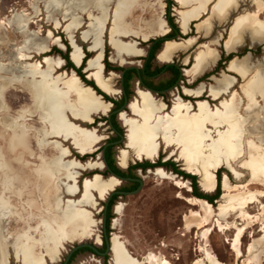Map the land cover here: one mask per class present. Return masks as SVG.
Listing matches in <instances>:
<instances>
[{
	"label": "bare ground",
	"instance_id": "obj_1",
	"mask_svg": "<svg viewBox=\"0 0 264 264\" xmlns=\"http://www.w3.org/2000/svg\"><path fill=\"white\" fill-rule=\"evenodd\" d=\"M77 1L69 0L70 3L65 13V15H72L73 24L78 23L80 12H86L90 20L95 19L93 15L96 12V18L99 24L101 20L108 17V3L111 0H87L84 3H77ZM211 1L176 0L181 9H183L182 7L186 8L178 13L181 17L180 24L183 32H186L190 20L198 18L206 10L208 3ZM234 1L216 0L212 7L211 15L196 25L197 33L208 36L212 29L213 17L223 20L227 12L234 7ZM160 2L161 0H157L156 2H150V0H115L113 21L108 32V42L110 47L118 55L116 57H110V62L123 64L119 56L120 53L126 56H135L141 53L136 48L135 43L123 44L118 41V36L124 34L125 31H129L134 37L142 38L143 40L167 32L165 22L161 18L162 7ZM255 3L257 9L251 15L252 18H237L235 25L230 29L226 48L230 49L238 42L240 32L244 29L245 24L249 26V23H251L253 35L256 36L257 40H264V25L256 19L264 13V6L260 5L258 0H255ZM144 15L149 19L145 20L143 18ZM97 26L94 27L96 28ZM54 27L58 28L59 23H55ZM92 28L91 25L89 32L84 35V38L91 37L93 39L91 50L96 54L95 57L93 56L87 61L85 66L90 72L87 78L93 80L97 87L104 93H111V79L102 77L100 72L102 58L99 34L98 31L95 33L94 28L93 30ZM26 35L23 36L26 37ZM194 45L195 39L193 38L185 41H166L158 54V59L160 61H168L176 52L180 50L185 51ZM70 46L72 47L70 60L78 66L84 56L76 43H71ZM215 53L214 50L204 46L203 51H199L196 54L192 67L185 71L186 76L194 77L200 75L208 64L210 65L215 62ZM248 61V58L242 62L233 60L228 65V70L237 74L242 79L249 75L250 69L255 72L252 81L247 77L245 79L246 81H244L245 83L240 84L241 92L246 95L248 102L247 107L244 109L245 117H241L242 114H240L241 112L239 110L241 100L236 92L232 93L229 101H226L227 103H221L220 108L214 111L210 110L209 104L206 101H198L196 104L197 112L189 114L187 110L188 104L179 100L180 102L173 106L171 115L157 116L160 106L154 104L150 95L144 93V91L140 92L142 107L139 109L135 104L130 106L131 112L138 115L141 118V122H129L124 119V123L127 126V143L134 148L138 158L144 157L150 161L157 159L159 157V152L157 153L158 138L168 147L171 144L177 145L180 148L179 159L183 162V171L189 175L198 177V185L205 194H211L216 189L215 172L220 167L217 165L219 160H232L233 165L239 162L238 168L247 171L249 179L244 184L235 185L231 188L223 187L224 192L221 197L231 196L234 201L228 206L218 204L216 207L220 217L231 214L235 220L241 218L244 221L240 226L236 221L232 224V227L236 230V235L232 240L231 249L236 255L241 254L239 248L240 239L243 238L247 230L252 229L256 224L252 217L246 215L245 210L250 205L258 202L260 204L259 214L264 219V203H260V200L264 199V130L258 131L257 129L259 128L256 127L254 129L257 133H261V135L251 133L250 114L257 106L254 105L255 102L250 104L248 97V92L251 90V102L257 95L264 102V56L257 61L254 68L248 65ZM109 74L112 75L115 73L110 72ZM21 78L22 76L20 75L15 78H7L4 81L0 80L1 263H4V260H6L4 250L5 238L9 242L14 243L17 246V252H19L24 242L32 243L34 241V238L30 237V234L34 235V237L41 236V220L45 219L49 221V213L56 214L54 209L58 205V167H60L62 173L64 172V167L59 165L56 159L58 148L56 150L55 146L46 144L47 135L58 139L71 138V144L81 154H84L86 150L93 146V142L86 135L80 136L76 135L77 133L73 135L72 129L61 115L64 102H67L68 105L66 108L72 117L88 119L87 111L81 112L80 105L81 101L84 100V91H88V97L92 98V94L94 93L90 87H84L81 82L75 81L69 86L70 93L65 96L58 90L50 92L48 89V86L51 84L50 80L40 82L33 89L30 88L29 83H25ZM233 80L235 78L230 76H224L221 80H215L218 87H224V90H217V93L225 94L226 90L233 87ZM52 83L56 84L57 82L52 81ZM84 88L86 89L84 90ZM202 88L203 86L200 85L197 91L203 90ZM215 93L212 91L210 96ZM100 98L101 96L97 95V99ZM103 102L105 103H101L100 105L101 112H107L106 115L108 116L111 104L104 100ZM122 112L118 114L120 115ZM39 117L43 118L44 123L38 120ZM88 121L92 123L94 119ZM208 125H210V128L207 127ZM32 126L39 127L42 132H36ZM125 163L126 158L123 157L120 160V165L123 166ZM54 171L55 173H53ZM244 177L245 175L241 174L237 179L242 180ZM114 183L113 180L108 179L101 186L85 183L83 184V188L85 191L95 189L101 193L105 187H111ZM173 184L180 190L185 188L190 190V187L183 180L173 179ZM257 185L261 186L262 190L250 189L251 186ZM231 189L237 190L238 192L236 191L237 193L233 194L231 193ZM68 191H75V187H69ZM178 197L189 205L198 207V211L191 210L188 215H183V225H185L188 232L193 227V224L197 230H205L207 234H211L217 228L218 231L223 232L224 228L219 224L214 223L209 226L210 220L215 213V209H213L210 203L196 197H184L182 195ZM80 221L84 222L81 218ZM55 223L56 232L59 233V237L71 236V233L68 231V227H70L68 221L63 224L57 221ZM55 236H57V233L54 234ZM54 237L48 232L45 234V239L50 241V243L54 241ZM251 239L252 241L248 246L245 262L246 264H254L255 261H259L257 263L259 264L261 263V259L254 260L253 258H263L264 234L257 240H254V236L251 235ZM97 242L99 243V241ZM116 242L115 238L112 237L111 249L118 257L115 258L114 264H170L167 260H162L151 252L146 255L144 263H138L134 259L123 255ZM201 251L204 257L194 260L192 264H224L218 261L216 256L211 254L207 249L201 248ZM24 253V257L21 260L22 264H43L42 258L38 255L37 248H29V251L25 249Z\"/></svg>",
	"mask_w": 264,
	"mask_h": 264
},
{
	"label": "rangeland",
	"instance_id": "obj_2",
	"mask_svg": "<svg viewBox=\"0 0 264 264\" xmlns=\"http://www.w3.org/2000/svg\"><path fill=\"white\" fill-rule=\"evenodd\" d=\"M86 1L87 0H78L77 3H84ZM156 1L157 0H150V2ZM258 1L261 5L262 3L264 4V0ZM69 3V0H0V80L4 81L7 78H15L21 75V79H23L25 83H29L30 88L33 89L36 88V86L40 82L44 80H50L51 84L48 86L50 92L58 90L63 95L67 96L70 93L69 86L72 83H74L75 81H79L83 84L84 82H82L77 77V75L74 74V72H70V70L64 69V60L60 58L55 49L61 50L60 47H62V51L64 52L66 50L65 45L68 46V43H76L80 47V50L82 46L85 53L88 47V50L90 51V53L88 54H90V57L91 55L92 57H95V52H92L91 50V43H93V39L91 37L84 38V35L89 32L91 25L94 28V32L96 33L98 31L99 34L101 58H103V40L105 41L104 53L105 51L107 52L106 56L108 62H110V57H116L118 55L115 50H113V55L112 50L106 42L107 37L109 39L108 32L113 21L115 0H111L108 3V17L101 20L100 24L97 21L96 12L93 15L95 16L94 20H90L86 15V12H80V19L78 23L73 24L72 15H65ZM160 4L162 7L161 18L165 21V23H167V17H170L172 19V22L177 27H179L177 23V16L174 12V9L178 8L174 1L173 4L169 7V13H167L166 9V0H161ZM242 11H254V7L251 5L249 0H244L243 2H241L238 9L234 13L230 14L226 21L222 23L215 22L213 25V29L208 37H198V43L202 45L206 44V46L209 48L211 44L209 45L207 43H210L213 38L219 36L220 40L218 45H212V47L216 50L218 55L222 57V61L218 65V62L220 60H217V62L210 68L208 64V66H206L202 70L200 76L198 75V77L194 76L189 78L191 80H194L191 82L192 85H195L199 81L200 84H203L205 86V88H210V93H212V91L216 92L209 98H207V92L204 96L197 98L206 100L210 104V110L213 111L219 109L221 103H227L232 93L236 92L241 100L239 109L241 112L240 114H242L241 117H245L246 114L244 113V109L247 107L248 102L246 99V95L244 93L242 94L241 92L240 84L245 83L244 81H246L245 79H247V77L252 81L254 79L255 72L251 71L250 69L249 75L246 78L241 79L238 78L234 73L226 70V66L229 61L233 60V58L241 62L244 61V59L248 58V65L250 67L253 66L254 68V66H256L257 64V61L262 59V57L264 56V41L251 44V35L249 33H245L244 43L241 46L237 47L234 52L227 53L224 51L222 44L224 38L226 37V30L230 25V21L234 16H236L238 13H241ZM143 18H145V20L149 19L148 17H145V15ZM256 19L264 25V14ZM107 21H109L108 24ZM57 22L59 23V27L55 28L54 26ZM98 24L99 26H97ZM193 24L194 23L189 25V32L187 35L180 34L179 36L173 37L172 40L181 41V39L191 37L195 39L196 42L197 34L194 33L195 28L193 27ZM94 26L97 27L95 28ZM23 35H26V37H24ZM80 36L84 42L89 43H82L80 40ZM125 36L134 37L131 32L125 31L124 34L118 36V41L123 44H134L135 42L133 41H138V48L143 51V54L139 57L131 58L130 56H128L130 58L124 59V54L120 53L119 56L121 61L123 62V64L126 63L121 66V68H125L127 66H135L137 68H140V66L142 65V58L146 56L149 44L148 42H140L139 40L133 39L131 37L124 38ZM160 36H164V34L159 35V37ZM150 39L152 38H149L147 40ZM162 46L155 54V58L152 60L151 66H153L154 64L158 66L163 65V63L157 60V54L162 49ZM44 47L46 48L44 49ZM190 48L187 49L188 51L185 50V52H177L171 61L179 64V60L182 63L185 57H187V60L190 57L189 61L192 63V56L194 55L196 50L195 46L192 47V49ZM81 53L83 55L82 50ZM44 54L47 56H44ZM231 54L233 55V57L227 61L226 58ZM111 64L119 66V62H111ZM103 65L104 64L102 63L100 70L101 76L111 79L112 92L107 94L109 96H114L118 93V90L120 91V72L112 70L114 73H116V76L115 74H107V72H105L104 75L102 72ZM186 68L187 67H185L184 69ZM84 71L85 75L86 73H88L87 75L90 74V72L86 68ZM224 76H230L233 78L235 77L237 80H233L234 85L232 88L226 90L225 94L220 95L217 92L219 90H224V87H218L215 80H221ZM186 79L189 80L188 76L186 77ZM52 81H56L57 83L53 84ZM135 82L136 80L131 83V88L133 90L136 89ZM196 86L198 87L199 84ZM195 88L193 87L192 89ZM85 89L86 88H84V90ZM140 92H142V90L137 89L136 94L134 92L132 93V96H134V98L129 99L128 109H124L125 111H123L119 116H117V113H115L114 122L117 128L121 130L123 140L118 145H112L113 148L111 150V154L114 158L115 166H117L119 170H122L123 172L128 171L134 177L142 180L143 186L141 190L133 196H126L122 198L119 197L116 199V202L112 207V211L110 212L111 219L108 223V237L110 238L112 234V237H114L115 241H117L116 243L118 244L123 255L134 259L138 263H144L146 255L151 252L157 255L160 259L167 260L170 264H192L194 260L204 257L201 248H205L211 254L215 255L218 261H220L221 263L246 264L245 260L247 258V249L252 241L251 235L254 236V240H257L264 234V219L263 216L259 214L260 204L256 202L250 205L245 210L246 215L252 217L256 224L252 229L247 230L243 238L240 239V255H236V253L231 249L232 240L236 235V230L232 227V224L234 221H236L240 226L244 223V221L241 220V218L235 220L234 216L231 214L220 217L219 211L216 210V207L218 206V204L228 206L234 201L233 197L231 196L221 197L224 192L223 187L226 186L228 188H231L235 185L244 184L246 180L249 179L247 171L238 168V165L240 164L239 162H236L234 165L232 164V160H219L217 162V165H219L222 169L217 173L219 174L220 179L219 195L217 199L214 200L211 204L213 209H215V213L213 215V217L215 218H211L209 226L216 223L224 228V230L223 232H220L217 228L211 234H207L205 230H197L193 224V227L188 232L185 225H183V215H188L191 210L198 211V207L189 205L178 196L182 195L184 197H196L193 195V191L191 189V179L185 178L180 174H176L170 166L159 167L153 173H149L148 169L141 168L137 165L144 162H149L150 160H146L144 157L138 158L134 148L129 146L127 143V126L124 123V119L129 122H141V118L138 115L133 114L130 109V106L132 104H135L139 109L142 107V98ZM202 93L203 90H200L195 91L193 94L201 95ZM248 94L250 104L255 102L254 105L257 106L253 110L251 109V133L261 135V133H257L254 128H259L257 129L258 131L264 130V102L261 101V97H259V95L255 96V99H253V101L251 102V90L248 92ZM88 95V91H84V100L81 101L80 105L82 109L81 112L87 111L88 119H79L78 117H72L70 115V112L66 108L68 105L67 102H64L63 110L61 109V115L62 118L69 124L68 126L72 129L73 135H75L76 133V135L80 136L86 135L88 139L93 142V146L86 150L84 154H81L71 144V138L58 139L47 135L48 138L46 139V144L49 146H55L56 150L58 148L56 159L58 164L64 167L63 173L60 171V167H58V205L54 209L56 214L49 213V221L45 219L41 220V236L34 237V235L30 234V237L34 238V241L32 243H26L23 241L24 245L19 249V252H17V246L14 243L9 242L8 239L7 241L5 238L4 250L6 254V260H4V263L0 262V264H14V262L16 264H22L21 260L24 257L25 249L29 251V248L32 247L38 249V255L42 258L43 264H61V261L65 258L71 247L75 246L79 242L92 243L95 239L99 241V235H101L100 231L102 222V204L104 203L109 192H111L114 188H119L118 184L120 183L113 177L102 180L103 178H101V176L99 175L100 171L95 170V168L98 169L102 166V163L97 159L101 155V148L105 146L107 142L114 141L116 134L112 131L109 125L110 122L106 120L109 117V115H106L107 112H101L100 105L101 103L105 102H103L102 98L97 99V95L95 93L92 94V98H89ZM114 97L119 100V94ZM150 97L154 104L160 106V109L157 112V116H164L166 114L171 115L173 106L177 105L178 102H180L179 99H175V97L177 96L173 97L171 95H167L164 103L168 105V110H164L165 106H163L164 104L159 100L160 97H158L157 99H155L151 95ZM193 105L194 104L187 105L189 114H194L197 112L196 105ZM91 119H94V121L92 123H89L90 121L88 120ZM38 120L44 123L43 118L39 117ZM209 126L210 125H208L207 127L210 128ZM33 129L36 132H42L39 127H34ZM157 144V153L159 152V157L161 156L160 161L174 164L179 172L188 175L187 172L183 171V162L179 159L180 148L175 144H171V146L168 147L159 138L157 140ZM96 148H98L97 151H94ZM86 156H88V158L87 160H85V162H83L82 158H85ZM90 157H92V159H90ZM123 157L126 158V163L123 166H126L129 161L128 167L125 169H122L118 166V162L120 164V160H122ZM136 159L144 161L138 162L135 161ZM155 160L156 159H154V161ZM83 170H86L87 172L91 171V173H97V175H92V177L90 178H83L80 175ZM216 172L215 180L217 184ZM53 173H55V171ZM241 174L245 175V177L242 180L237 179V177H239ZM188 176L195 175L190 174ZM106 177L107 176H104V178ZM108 179L113 180L115 183L111 185V187H105L101 191V193L95 189L85 191L83 188V184L85 183L95 186H101ZM173 179L183 180L184 182H186V185L190 187V190H188V188L180 190L173 184ZM77 181H79V183ZM194 181L198 188L196 192L197 194L207 195L209 198L212 194L215 193L216 190L211 194L203 193L198 185L197 176H195ZM124 185L125 184L121 183V187ZM71 186L75 187V191H68L69 187ZM250 189L262 190V187L257 185L251 186ZM236 191L237 190L231 189V193L233 194L238 192ZM260 203H264V199H261ZM80 218L83 219L84 222H81ZM56 221L60 224L68 221V224L70 225V227H68V231L71 233V236L64 238H62L61 236L59 237V233L56 232ZM46 232L53 235V237L54 234L57 233V236L54 237L55 239L53 242L50 243V241L45 239ZM123 242L127 245L126 248L136 258H139V260L135 259L133 255H130L126 251L125 244ZM262 257L263 258L253 259H261V263L259 264H264V254ZM74 258L75 259L73 260L72 264H98L96 261L98 260L97 257L92 256L86 251H80ZM107 258L108 260L111 258V260L107 262V264H114L115 258L118 257L111 249L110 255H108ZM258 262L259 261H255L254 264H257Z\"/></svg>",
	"mask_w": 264,
	"mask_h": 264
},
{
	"label": "flooded vegetation",
	"instance_id": "obj_3",
	"mask_svg": "<svg viewBox=\"0 0 264 264\" xmlns=\"http://www.w3.org/2000/svg\"><path fill=\"white\" fill-rule=\"evenodd\" d=\"M150 52H151V48L149 46L148 49H147V52H146V56L144 58H142V65L140 66V68H138V72H137V75H136V79L130 80L128 83H126L125 82V71L123 73L122 81L119 78V88L120 89H123V93H121L117 89L118 90V93L116 95H114V96H117L119 94V97H118L119 100H117V98H115L114 96H110V97H113L116 102L117 101L118 102L119 101H124L125 98L127 99L126 94L128 92H132V93L134 92L135 93V91H137V89H140L142 91L148 92L147 90H145L146 88L147 89H150L152 91V93L149 92V95L153 96L155 99H157L158 97H160L159 100L165 106V109L164 110H166V109L168 110V105L166 103H164L165 102V98H167V95H171L173 97L174 96H177V97H175V99H179L182 102H184L186 104H190V105H192V104L196 105L198 103V101H206V100H202V99H199V100L197 99V98H200V97L204 96L206 94V92H207V98L210 97L209 88L208 89H207V87L205 88V86L203 84H200L199 81L195 85H192L191 84L192 81H189V80L186 79L187 76L185 75V73H184L183 70H185L184 68L185 67H188V65L191 64L190 61H189V63H187V65L184 64V62L181 63L180 60H179V64L178 63H175L173 61L168 62V63H163V65H160V66L154 64L150 68V71H153V74L150 75V76H148L146 74V64L149 62L148 60H149ZM104 57H105V53H104ZM218 60H222V57L219 56L218 57ZM150 63H152V61H150ZM135 80H136V82H135L136 84L135 83L134 84L136 85V89L133 90L131 88V83L134 82ZM198 84H199V86L202 85L203 88H204L203 89V93L201 95H199V96L193 94L195 91H197V89H198L199 86L197 87L196 85H198ZM193 87L194 88L197 87V88L192 89ZM220 95H223V93H221ZM131 99H132V97H131ZM120 107H122V106H119L118 108H120ZM112 108H113V105L111 104L110 111H111ZM125 109H128V105L125 107ZM123 111H125V110H123ZM117 116H119L118 113H117ZM110 118H111V116H110ZM106 120H108V118ZM108 121L110 122V119ZM116 136H118V135L116 134ZM110 144H114V142H112V143H108L107 142L106 145L101 148V151H102V149L104 147L107 148L108 145H110ZM97 149L98 148H96L94 151H97ZM105 150H104V157H105V161L107 163V155H109V154H108V152L106 153ZM87 158H88V156H86L85 158H82L83 162H85V160H87ZM90 159H92V157H90ZM97 159L100 162V156ZM135 161L142 162L144 160H137L136 159ZM128 164H129V161L126 164V166H123L122 167V166H120V164L118 162V166L120 168H122V169L127 168L128 167ZM107 165H108V163H107ZM108 167H109V170L106 169V168H104L103 167V164H102L101 168H98V169L95 168V170L100 171V174L99 175L103 179H107V178L112 177V176H109L111 172H113L114 174H116V175H118V176H120L122 178L138 179V178L134 177L128 171L123 172L122 170H119L117 168V166H115V168L117 170H119V171H116L115 169H112L109 165H108ZM140 167L143 168L142 166H140ZM145 169H153V168H151V167H145ZM155 169L154 170H151V171L149 170L148 172L149 173H153L154 171H156ZM95 170H92V171H95ZM94 174L95 173H91V171L90 172L89 171L87 172L86 170H84V171H82V173L80 175L83 178H85V177L90 178ZM104 176H107V177L104 178ZM181 176H184V175L181 174ZM77 182L79 183V181H77ZM119 183H120V184H118L119 188H115L116 191H118V192H125V193L131 192V191L135 190L138 187V185H139L138 182H136V181H123L122 183L125 184V185L121 187V182H119ZM126 196L127 195L113 194L111 196V198L109 199L108 204H107V207H106V213H105V231H106V223H107V221L109 223V220L111 219V217H110L111 213L110 212L112 211V207H113L114 203L116 202V199L119 198V197L122 198V197H126ZM103 205H104V203L102 204V206ZM101 219H103V212H101ZM100 232H101V235H99V241L100 242L98 243L96 239L94 240V242H95L94 245L96 246L98 252L97 253H94L91 250L86 251V252L90 253L94 257H97L98 260H96V261H97L98 264H107V262H109L111 260V258L108 260L107 255H103V253L105 252V245H104L105 236H104V231H103V222H101V231ZM106 235L108 236L107 231H106ZM110 239H112V234L110 236ZM126 246L127 245L125 244L126 251L130 255H133L126 248ZM70 259H69V261H68L67 264H72V262H73V260L75 258H72L71 261H70ZM135 259L139 260V258H136V257H135ZM14 264H16V263L14 262Z\"/></svg>",
	"mask_w": 264,
	"mask_h": 264
},
{
	"label": "trees",
	"instance_id": "obj_4",
	"mask_svg": "<svg viewBox=\"0 0 264 264\" xmlns=\"http://www.w3.org/2000/svg\"><path fill=\"white\" fill-rule=\"evenodd\" d=\"M166 3H167V7H166V9H167V13H169V7L173 4V0H166ZM167 21H168V23H169V26L171 27V30L167 33V38H173V37H175V36H179L180 35V33H179V28L172 22V19L170 18V17H167ZM163 39H161V38H157V39H155V40H153V39H150L149 41H148V44H149V46H150V48H151V52H150V55H149V62L146 64V74L148 75V76H150V75H152L153 74V71H150V68L152 67L151 66V63H150V61H152L153 59H154V57H155V54L159 51V49L161 48V46H162V44H163ZM66 46V50L63 52L62 50H58V49H55V51H56V53L60 56V58L62 59V60H64V69H66V70H73L79 77H80V79L86 84V85H89V86H91L95 91H96V93H97V95L99 94V95H101L103 98L102 99H104L105 101H109V102H111L112 103V105H113V108L111 109L112 111H115V110H118V109H120V108H118L119 106H122L123 105V103H124V101H115L114 99H112V98H110V97H108L107 95H105L106 93H104L102 90H100L98 87H96L95 85H94V81L93 80H87L86 78H85V73H82V69H83V67H84V70H85V66H86V63H87V61L92 57V55H91V57H90V54H88L87 52L85 53V57H84V59H83V62H82V64L79 66V67H75L74 65H73V63H72V61L69 59V56H70V47H69V45L67 46V45H65ZM48 53V52H47ZM46 54V53H45ZM44 54V56H47V55H45ZM107 52L105 51V58L103 59V64H104V70L106 71V72H108V71H117V72H122L123 70H124V68H121L120 66H115V65H112L110 62H108V60H107ZM233 57V55L231 54V55H229L227 58H226V60L228 61V60H230L231 58ZM222 60H220L219 62H218V65L220 64V62H221ZM85 72V71H84ZM136 75H137V71L136 70H134V69H130V70H127V71H125V82L126 83H128L130 80H134V79H136ZM86 77H87V74H86ZM94 82V83H93ZM84 84V85H85ZM96 84V83H95ZM85 85V86H86ZM89 86H86V87H89ZM126 96H127V100L129 101V99L131 98V96H132V92H128L127 94H126ZM114 119H115V114H112L111 115V118H110V123H111V125H112V127L119 133V134H121L122 135V133H121V130H119L118 128H117V126H116V124H115V122H114ZM115 140L114 141H109L108 143H112V142H115V141H117L118 139H119V136H116L115 138H114ZM112 145H115V144H110V145H108V147L107 148H105L106 150V153L108 152V154L109 155H107V163H108V165L112 168V169H115L116 171H119V170H117L116 168H115V161H114V158H113V156H112V154H111V150H112V148H113V146ZM160 159H161V156L159 157V159L155 162V163H150V162H144V163H141V164H139V165H137V166H142L143 168H145V167H151V168H155V167H165V166H170L171 167V169L176 173V174H182V175H184V177L185 178H190L191 179V186H192V191H193V195L194 196H196L197 198H200V199H204V200H206L208 203H210V204H212V202L214 201V200H216L217 199V197H218V195H219V174H217L219 171H221L222 169H221V167L217 170V172H216V178H217V186H216V191H215V193L214 194H212L209 198H208V196L207 195H203V194H197L196 192H197V190H198V188H197V186H196V183H195V176H188V175H186V174H183L182 172H179L178 170H177V168L175 167V165L174 164H170V163H168V162H162V161H160ZM95 175H97V173H95ZM207 194V193H206ZM106 231H107V233H108V221H107V223H106ZM80 251H89V249H87V248H81V249H78L77 251H75L72 255H71V259H70V261L72 260V258H74Z\"/></svg>",
	"mask_w": 264,
	"mask_h": 264
},
{
	"label": "crops",
	"instance_id": "obj_5",
	"mask_svg": "<svg viewBox=\"0 0 264 264\" xmlns=\"http://www.w3.org/2000/svg\"><path fill=\"white\" fill-rule=\"evenodd\" d=\"M238 1V2H237ZM244 0H235L234 2H233V6L235 7H232L231 8V10H229L228 12H227V14H226V16H225V18H223V20H219L218 18H214L213 17V20H212V29H213V25H214V23L215 22H217V23H222V22H224V21H226L227 19H228V17H229V15L230 14H232V13H234L237 9H238V7H239V5H240V3L241 2H243ZM250 1V3H251V5L254 7V11L253 12H255V10L257 9V5H256V3H255V0H249ZM216 2V0H212L210 3H208V5H207V7H206V10L204 11V12H202L201 14H200V16L198 17V18H196V19H192V20H190V22L188 23V25H187V30H186V32H183V29H182V26H181V24H180V20H181V17L179 16V12H181V11H183L184 9H186V8H184V7H182L183 9H181V7H180V5H178L177 4V2H176V0H174V3L176 4V6H177V8L178 9H174V12H175V15L177 16V23H178V25H179V28H180V30L182 31V33L184 34V35H187L188 34V32H189V25L190 24H192V23H194L195 25H194V28H195V30H196V25L197 24H199L202 20H205L207 17H209L210 15H211V12H212V7H213V5H214V3ZM255 3V4H254ZM261 5V4H260ZM262 5L264 6V4L262 3ZM210 11V12H209ZM253 12H251V11H242L241 13H238L236 16H234L233 17V19L230 21V25L228 26V28H227V30H226V37L224 38V40H223V44H222V47H223V49H224V51L225 52H227V53H230V52H234L235 50H236V48L237 47H239V46H241L243 43H244V34L245 33H249L250 35H251V44H254V43H256V42H261L262 40H257V38H256V36H254L253 35V32H252V28H251V23H249L248 25L249 26H247L246 24H245V26H244V29L240 32V34H239V39H238V42L237 43H235L230 49H228V48H226V42H227V40H228V37H229V33H230V29L235 25V23H236V20H237V18L238 19H240V18H252L251 17V15L253 14ZM264 14V13H263ZM262 15V14H261ZM165 22V21H164ZM109 23V21H107V24ZM165 25H166V23H165ZM166 28H167V32H166V34L168 33V27L166 26ZM212 29H211V31H212ZM106 31V30H105ZM105 33V32H104ZM211 33V32H210ZM196 34L197 35H199L200 37H203V38H206V37H208V36H204V35H202V34H199V33H197V30H196ZM133 38V39H136V40H139L140 42H148L149 40H146V41H144L142 38H134V37H132V36H125L124 38ZM157 37H159V36H157ZM121 38H123V37H121ZM154 38H156V37H154ZM189 38H191V37H188V38H186V39H184V40H187V39H189ZM80 40H81V42L82 43H89V42H84L82 39H81V36H80ZM184 40H182V41H184ZM196 40H197V38H196ZM219 40H220V38H219V36H216L215 38H213L212 40H211V42L210 43H207V44H211L210 45V49H214L213 47H212V45L213 46H216V45H218V43H219ZM131 41H133V40H131ZM264 41V40H263ZM107 45L110 47V45H109V42H108V37H107ZM127 42H129V41H127ZM133 42H135L136 43V48L137 49H139L138 48V45H139V42L138 41H133ZM173 42H176V41H174L173 40ZM166 43V42H165ZM164 43V44H165ZM104 44H105V41L103 40V58H102V63H103V59H104ZM126 44H128V43H126ZM164 44H163V46H164ZM68 45H69V47H70V49L72 48L71 46H70V43H68ZM202 45V44H201ZM199 46L198 47V49L196 50V52L194 53V60H195V54H197L199 51H203V47L204 46H206V44H204V45H202V46ZM163 46H162V48H163ZM60 47V46H59ZM192 48V47H191ZM190 48V49H191ZM201 48V49H200ZM60 49L61 50H63V48L62 47H60ZM110 49L112 50V52H113V55H114V51H113V49L110 47ZM81 50H82V52H83V55H84V57H85V51L83 50V48H82V46H81ZM140 51H141V53L140 54H138V55H135V56H130L131 58H134V57H139V56H141L142 54H143V51L141 50V49H139ZM162 50V49H161ZM160 50V51H161ZM86 52L87 53H90V51L88 50V47H87V50H86ZM178 52H185V51H178ZM214 52H216V50L214 49ZM160 53V52H159ZM158 53V54H159ZM177 53V52H176ZM175 53V54H176ZM70 54V53H69ZM158 54H157V60L159 61V62H161V63H168V62H171V60H172V58L174 57V55L172 56V58L170 59V60H168V61H160L159 59H158ZM216 54V60H215V62H213L212 64H210L209 65V68L211 67V66H213L216 62H217V60H218V53L216 52L215 53ZM84 57L82 58V59H84ZM130 57H128V56H126V55H123V58L125 59V58H130ZM69 59H70V56H69ZM194 60L192 61V64L191 65H188V67L184 70V73H185V71L186 70H189L191 67H192V65H193V63H194ZM233 60H236V59H233ZM233 60H231V61H233ZM82 62H83V60H81ZM110 61V60H109ZM231 61H229V63L227 64V66H226V70H228V65L230 64V62ZM82 62L80 63V64H82ZM183 62H184V64H186L187 65V57H185L184 59H183ZM113 63V62H112ZM80 64L77 66L76 64H73L74 66H76V67H79L80 66ZM124 64H126V63H124ZM124 64H118L119 66H123ZM208 68V69H209ZM103 69H104V66H103ZM207 69V70H208ZM103 72V71H102ZM205 72V71H204ZM85 73V72H84ZM110 73V72H109ZM108 73V74H109ZM103 74L105 75V73L103 72ZM203 74V73H202ZM201 74V75H202ZM235 74V73H234ZM186 75V74H185ZM238 78H241L240 76H238L237 74H235ZM115 76H116V74H115ZM200 76V75H199ZM198 77V76H197ZM188 79H189V81H194V80H191L189 77H188ZM196 79V78H195ZM242 79V78H241ZM249 79V78H248ZM237 80V79H236ZM142 92H144V91H142ZM144 93H147L148 95H149V93L148 92H144ZM235 258H238V257H235ZM240 258V257H239Z\"/></svg>",
	"mask_w": 264,
	"mask_h": 264
},
{
	"label": "water",
	"instance_id": "obj_6",
	"mask_svg": "<svg viewBox=\"0 0 264 264\" xmlns=\"http://www.w3.org/2000/svg\"><path fill=\"white\" fill-rule=\"evenodd\" d=\"M174 1V0H173ZM194 25L195 24H193V27H194ZM166 26L168 27V32L171 30V27L169 26V23H168V21H167V23H166ZM179 28V27H178ZM180 29V28H179ZM179 33L181 34V35H184L183 33H182V31L180 30L179 31ZM195 34H196V30H195V32H194ZM167 34H164V36H160V37H156V38H152L153 40H155V39H157V38H161V39H163L164 41H163V44L166 42V41H169V40H172V38H167V36H166ZM198 37H199V35H196V38L198 39ZM182 40H184V39H181V41ZM201 44L200 43H198V40H196V42H195V50H197L198 49V47L200 46ZM193 46V47H194ZM192 49V48H191ZM186 51H188V50H186ZM196 52V51H195ZM189 59H190V57H189ZM189 59L187 60V63H189ZM194 60V55L192 56V61ZM192 64V63H191ZM190 64V65H191ZM104 66V65H103ZM76 67V66H75ZM130 69H134V70H136L137 72H138V68L137 67H135V66H127V67H125L124 68V70H123V72L122 73H120L119 74V78L121 79V81H122V77H123V73H124V71H126V70H130ZM70 71H72V72H74L73 70H70ZM184 71V70H183ZM103 72L105 73L106 71L103 69ZM109 72H113V71H108L107 72V74L109 73ZM82 73H84V67H83V69H82ZM114 73V72H113ZM74 74L75 75H77L75 72H74ZM116 74V73H115ZM77 77L80 79V77L77 75ZM85 78L87 79V80H89V78H87L86 77V75H85ZM81 80V79H80ZM82 81V80H81ZM83 82V81H82ZM94 83V82H93ZM83 84H85V83H83ZM86 85V84H85ZM94 85L96 86V84L94 83ZM86 86H89V85H86ZM92 90H93V92L95 93V94H97L96 93V91L91 87V86H89ZM97 87V86H96ZM145 90H147L148 92H150V93H152V91L150 90V89H145ZM120 92L121 93H123V89H120ZM135 93H136V91H135ZM99 95V94H98ZM105 95H107V94H105ZM99 96H101V95H99ZM108 96V95H107ZM108 97H110V96H108ZM101 98H103L102 96H101ZM112 99H114L113 97H111ZM134 98V96H132V99ZM104 100V99H103ZM105 101V100H104ZM106 102H108V103H110V104H112L111 102H109V101H106ZM128 103H129V101L125 98L124 99V104L122 105V107L120 108V109H118V110H115V111H110L109 112V117H108V120L110 119V116L112 115V114H115V113H119V112H121V111H123L124 109H125V107L128 105ZM109 125H110V127H111V129H112V131L113 132H115L118 136H119V140L118 141H116V142H114V144L115 145H118L119 143H121L122 142V140H123V135H121V134H119L113 127H112V125H111V123H109ZM104 150H105V147L102 149V151H101V155H100V160H101V162H102V164H103V167L104 168H106V169H108L109 170V167H108V165H107V163H106V161H105V157H104ZM159 158H157L155 161H149L150 163H155L157 160H158ZM155 168H158V167H155ZM154 168V169H155ZM154 169H148V170H154ZM109 176H112V177H114V178H116V179H118L121 183L123 182V181H136V182H138V187L135 189V190H133V191H131V192H127V193H125V192H118V191H116V189L115 190H113L112 192H110L107 196H106V199H105V201H104V205L102 206V212H103V219H102V222H103V231H104V236H105V239H104V245H105V252L103 253V255H110V250H111V239L106 235V231H105V213H106V207H107V204H108V201H109V199L111 198V196L113 195V194H119V195H127V196H133V195H135V194H137L140 190H141V188H142V185H143V182H142V180H140V179H127V178H122V177H120V176H118V175H116V174H114L113 172H111L110 173V175ZM94 243L95 242H92V243H86V242H79L78 244H76L75 246H73V247H71V249L69 250V252L66 254V256H65V258L61 261V264H67L68 263V261H69V259H70V257H71V255L75 252V251H77L78 249H81V248H87V249H89V250H91L92 252H94V253H97L98 251H97V248H96V246L94 245Z\"/></svg>",
	"mask_w": 264,
	"mask_h": 264
}]
</instances>
